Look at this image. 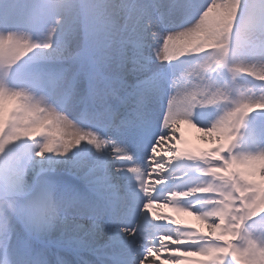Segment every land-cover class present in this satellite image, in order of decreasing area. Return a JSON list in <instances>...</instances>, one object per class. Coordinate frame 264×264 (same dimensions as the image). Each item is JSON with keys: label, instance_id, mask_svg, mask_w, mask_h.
<instances>
[{"label": "snow or ice", "instance_id": "obj_1", "mask_svg": "<svg viewBox=\"0 0 264 264\" xmlns=\"http://www.w3.org/2000/svg\"><path fill=\"white\" fill-rule=\"evenodd\" d=\"M110 7L115 11L94 19L73 51L69 44L80 29L60 0H41L28 23L30 30L19 39L8 36L0 72L7 76L15 71L24 80L37 77L49 96L78 110L80 123L42 117L25 109L19 91L0 90V157L22 141H43L35 153L40 160L68 157L82 146L91 149L82 152L75 168L94 199L69 205L87 219L70 226L63 221L69 241L75 240L87 253L80 257L81 264H157L165 252L168 264H264V235L250 230L253 222L264 221V151H237L249 117L264 113V0H118ZM179 16L185 22L178 26ZM35 28H47L49 37L43 46L48 50L36 61H57L60 67L49 73L37 65L22 76L16 65L31 50L26 41ZM57 34L52 47L51 38ZM185 58H202L192 67L195 81L190 69L172 81L176 95L168 101L160 133L153 137V105L164 87L149 75L151 65H173ZM218 72L228 74L223 85L214 79ZM242 72L257 83L242 85ZM213 105L224 112L211 126L193 119L196 109ZM184 124L216 146L202 152L180 147ZM141 147L147 153L144 165L136 162L132 150ZM178 161L202 162L206 167L200 174L208 179L158 197L161 187L153 184L179 179L166 176ZM121 175L135 177L139 193L147 198L139 209L145 220L135 227L126 226L136 201L120 184ZM7 189L18 191V179ZM191 198H196L195 205L181 203ZM160 201L182 204L177 210L202 221L207 232L178 227L179 221L171 217L157 223L162 217L149 216V210ZM6 228L0 224V231ZM55 264L65 261L57 257Z\"/></svg>", "mask_w": 264, "mask_h": 264}, {"label": "bare ground", "instance_id": "obj_2", "mask_svg": "<svg viewBox=\"0 0 264 264\" xmlns=\"http://www.w3.org/2000/svg\"><path fill=\"white\" fill-rule=\"evenodd\" d=\"M115 0H104L103 12L107 13L114 10L110 5L115 4ZM178 26L180 23H177ZM183 25V24H181ZM54 38H52V47H55ZM79 43V38L74 35L69 48L75 49ZM188 60L190 67H193L196 63L202 62V58H185ZM67 64V60L64 61ZM251 63V61L249 62ZM177 78L182 76L189 70V65L182 66V61L173 64ZM57 64H50L48 68L52 71L54 68L58 69ZM60 66V65H59ZM168 67L167 64H159L153 62L151 65L149 75L155 76L160 79L164 87V94L154 103L152 111L153 121V137L158 135L161 131L160 123L163 120L164 113L167 109L168 101L176 95V89L171 87V78H168L164 73V69ZM193 76V82L195 81V69L190 70ZM248 75V74H246ZM250 78L255 79L253 76L248 75ZM215 79V78H214ZM216 80V79H215ZM217 82V81H216ZM218 83V82H217ZM23 103L26 110H36L40 116L47 117L53 116L59 119L66 120L60 111L66 112L71 119L76 123H80L78 116V110L73 106L61 105L57 98L49 96L48 93L41 87L40 82L34 84L26 96ZM219 106H207L205 108H198L195 110L193 119L201 126H211L221 114H218L216 110ZM264 115V113H262ZM208 115L206 119L202 116ZM180 147L189 148L193 141L200 143L202 139L206 144L207 149L203 151H209L215 147V143L211 139H205L203 134L192 128L190 125H181ZM120 143H127V140L120 136H113ZM264 138L260 134L250 133L246 138L242 139L244 143L243 147L238 151L245 152H258L264 151ZM202 143V144H203ZM20 144L26 145V152L22 154V161L25 165L19 169L12 170L10 176V183L14 179L19 181V190L16 191L19 194V199L22 201H28V209L25 212L28 217L26 222V232L30 236V241L25 243L24 247L17 246V242H21L19 235L13 232L6 236H0V264H55L57 257L65 261V264H81L80 257L86 256L87 253L83 251L82 246L75 240L69 241V235L67 227L63 221H68L69 226L72 223L82 222L87 219L79 215L77 207H69L74 201L82 200L85 198L94 199L93 194L89 191L84 181L77 174L75 168V162L78 157L84 151H91L88 146H82L81 149H77L75 152L70 153L68 157L58 158L54 155L48 156L45 160H40L35 157V153L39 150L38 142L22 141ZM196 144V143H195ZM133 153L136 155V162L144 165L147 160V153L143 150L133 148ZM204 167L199 166L197 163L190 164V162L178 161L171 166L170 173L166 176H176L179 179H169L166 185H155L153 187H161L157 194H153L158 197H166L167 192L170 190H187L189 187L196 186L197 183L206 180L208 178L201 176V170ZM155 174H153L154 179ZM120 184L126 189V191L132 195H135L136 208L133 214L129 215L130 221L127 222L128 227H135L141 224L145 220L144 214L139 211L142 208L146 197L142 193H139L136 184L135 177L131 175H121L119 178ZM46 182L44 191H41V195L34 197L32 200V193L37 185L41 182ZM66 182L64 186H58ZM151 182V181H150ZM75 183L76 189H73L70 184ZM64 184V183H63ZM55 195L61 197H67L66 200H59ZM183 199V198H181ZM30 200V201H29ZM27 203V202H26ZM186 206H192L196 204V198L185 200L181 202ZM181 205H165L163 201L156 202L154 207L149 210V216L155 214L162 217V219L156 221L157 223H167L164 217H171L177 221L178 227L191 226L193 228L200 229L201 232H207V226L202 221L196 219L195 216L189 215L186 212L177 210ZM146 223L151 225L150 218L146 219ZM172 226V225H169ZM6 240V241H5ZM7 242V243H6ZM169 253H161L158 257L157 264H168L164 260V256ZM195 259H201L194 257Z\"/></svg>", "mask_w": 264, "mask_h": 264}, {"label": "rangeland", "instance_id": "obj_3", "mask_svg": "<svg viewBox=\"0 0 264 264\" xmlns=\"http://www.w3.org/2000/svg\"><path fill=\"white\" fill-rule=\"evenodd\" d=\"M13 1H16V0H13ZM40 2H41V0H38V3H40ZM60 2L66 6L67 17L70 18L71 20H73L79 29H81V27L83 26V17L81 15V9L79 7L81 4L91 5V7L88 9V12L90 15V20L88 21L87 26L94 19L105 16V15H110L115 11V10H112V11H109L107 13L103 12L104 0H60ZM114 2L117 3L118 0H115ZM0 3H1V5H4V0H0ZM5 4H6V2H5ZM7 4H9V3L7 2ZM33 11L36 13L37 7L36 8L33 7ZM6 13L7 12H5V10L4 11L0 10V62L4 61L5 58L7 57V54H8V47H9L7 45L8 36L13 35L14 39H19L23 35V33L26 31V29H23V28H26V25H25L26 19H20V18H18L17 21L15 20L13 27H20L21 26L22 29H20V28L19 29H13V27L10 29H4L2 26V23H3L2 21H3V18H4ZM31 13L35 14L33 12H31ZM60 19H61V22L63 23L65 20V16H61ZM74 35H77L79 38V43L76 47V48H78L80 46V42H81V33H80V31H78ZM52 38H54L55 41H57L58 40V34H57V36L52 37ZM52 38H51V40H52ZM55 41H53V42H55ZM26 42L29 43V47L31 50L27 51L26 55H23L20 57V59L17 62L16 67H19V66L22 68L25 67V65L28 63V61H30L32 59L36 60L37 56L40 53L48 50V49H45L43 47L45 43L49 42L47 28H35L31 32V39L27 40ZM75 49L69 48L70 51H73ZM44 63L46 64V62H43L42 64L39 62V66L43 67ZM189 69L193 70L194 68L190 67V65H189ZM164 70L166 71V69H164ZM164 74L167 76V72H165ZM245 74H247V73L242 72L240 74V82L242 85L248 81H251L252 84L257 83V82H253L252 80L247 79L250 77H248ZM16 78H17V73L15 71L11 72L7 76H5V74L3 72H0V83H2V85H3L2 88H0V90L7 92V93H14V92L19 91L23 97V100H22V104H23L25 102L24 97L26 96V94L29 91L28 79L22 80L20 82L21 83L20 84ZM214 78L221 85H223L224 83H226L229 80L228 74L226 72H218V73L214 74ZM217 109H219V110H216L217 113L222 115L224 112V108L222 106H219ZM257 116H260V115L258 113H253V115L251 117H249L247 124H249V123L253 124L252 121L253 120L255 121L257 119ZM261 116H263V115H261ZM199 142L200 143L193 141L188 149L192 150L193 152H202L203 150L207 149L206 144L203 143L202 139ZM243 145H244V143L239 141V147H238L237 151L239 149H241V147H243ZM260 147L262 148V147H264V145H261ZM25 152H26V145L18 143L16 145L9 146V148L6 150L5 154L2 157H0V188H7L11 184L10 183V176L12 175V172H11L12 170H15V169L20 170V168H22L24 166L25 162L22 161L21 159H22V154ZM25 165H28V164H25ZM45 187H46L45 181L41 182L37 185V188H39V189L45 188ZM16 209H17V211L14 215L17 214L19 216V218H17V217L15 218L14 225H15V228L22 229L21 219L22 218L28 219V217L24 213L25 209H24L23 204L21 203L20 199H18L16 201ZM8 227L9 226L7 225V229H8ZM253 229H255L257 231V232L254 231L255 234L264 235V224L262 225V224H259L257 222H253L252 228H250V230L253 231ZM19 232H20L21 236L23 237L24 235L21 233L20 230H19ZM0 234H1L0 236L7 235L6 229L4 231H0Z\"/></svg>", "mask_w": 264, "mask_h": 264}, {"label": "clouds", "instance_id": "obj_4", "mask_svg": "<svg viewBox=\"0 0 264 264\" xmlns=\"http://www.w3.org/2000/svg\"><path fill=\"white\" fill-rule=\"evenodd\" d=\"M79 7L81 9V15L83 17V26L80 29L81 39H83L85 34H86V28H87L88 21L90 20V15H89L88 9L91 7V5L81 4ZM62 84H63V82L61 81L58 84V87H62ZM60 113H62L64 116H66L67 119H71L63 111H60ZM73 122H75V121L73 120ZM42 143H43V141H39L38 147ZM18 199H19L18 192L9 191L7 188H0V224H8L10 222V218L17 211L16 206L14 207L11 202L12 201L16 202Z\"/></svg>", "mask_w": 264, "mask_h": 264}]
</instances>
